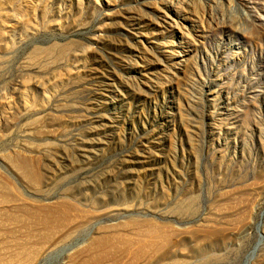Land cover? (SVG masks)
Returning a JSON list of instances; mask_svg holds the SVG:
<instances>
[{
	"label": "rangeland",
	"instance_id": "rangeland-1",
	"mask_svg": "<svg viewBox=\"0 0 264 264\" xmlns=\"http://www.w3.org/2000/svg\"><path fill=\"white\" fill-rule=\"evenodd\" d=\"M0 264H264V0H0Z\"/></svg>",
	"mask_w": 264,
	"mask_h": 264
}]
</instances>
